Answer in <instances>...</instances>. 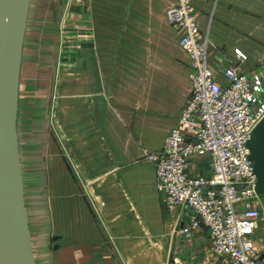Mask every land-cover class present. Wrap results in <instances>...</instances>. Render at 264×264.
I'll return each instance as SVG.
<instances>
[{
	"label": "crops",
	"instance_id": "0c3cea01",
	"mask_svg": "<svg viewBox=\"0 0 264 264\" xmlns=\"http://www.w3.org/2000/svg\"><path fill=\"white\" fill-rule=\"evenodd\" d=\"M173 5V0H30L19 100L23 67L58 66L59 78L61 52L68 50L50 120L54 75L46 92L45 80L32 82L34 100L42 101L34 115L42 107L46 119L38 144L43 155L30 157L27 165L17 124L35 264H168L171 254L174 264H230L214 252L205 227L190 236L178 233L193 211L164 205L154 165L144 156V150L161 151L191 90L181 33L166 19ZM192 5L216 80L225 84L223 69L232 66L264 77V0ZM190 172L209 175V161L196 158ZM254 245L256 264H264V217Z\"/></svg>",
	"mask_w": 264,
	"mask_h": 264
},
{
	"label": "built area",
	"instance_id": "2783aa9c",
	"mask_svg": "<svg viewBox=\"0 0 264 264\" xmlns=\"http://www.w3.org/2000/svg\"><path fill=\"white\" fill-rule=\"evenodd\" d=\"M173 1L166 19L181 33L178 44L189 58L191 90L161 151L144 150V156L154 165L164 205L193 211L178 233L190 236L203 226L218 256L230 264H256L254 232L264 200L255 192L247 143L264 116V77L232 66L222 72L227 82L219 83L208 67L209 43L197 24L193 0ZM196 158L209 161V175L190 172Z\"/></svg>",
	"mask_w": 264,
	"mask_h": 264
},
{
	"label": "water",
	"instance_id": "95a60500",
	"mask_svg": "<svg viewBox=\"0 0 264 264\" xmlns=\"http://www.w3.org/2000/svg\"><path fill=\"white\" fill-rule=\"evenodd\" d=\"M30 0H0V264H35L17 130L23 44ZM264 200V116L247 143ZM174 264L172 254L169 263Z\"/></svg>",
	"mask_w": 264,
	"mask_h": 264
},
{
	"label": "rangeland",
	"instance_id": "374dc122",
	"mask_svg": "<svg viewBox=\"0 0 264 264\" xmlns=\"http://www.w3.org/2000/svg\"><path fill=\"white\" fill-rule=\"evenodd\" d=\"M53 1L55 2L56 0H53ZM45 11L48 12V10L46 9V5H45ZM56 29H57V26H56ZM56 32H57V30H56ZM56 32H54L53 37H55ZM54 39H56V38H52L53 41H54ZM61 54H62V56H61V63H60L59 78H58L59 69L57 68L58 66L55 69H50L49 67L35 69V68L30 67L29 65H25L23 67V81H22V87H21V91H20V100H19V104H18L19 117L17 119V124H18L19 133L22 136V147H23V150H22L23 155L22 156H23V163L25 165L30 163L28 161V160H30V157L37 159L43 155V154L41 155L40 151L38 150V144L41 143V138L39 139V137L42 135L43 124H44V120L46 119V113H45V110L42 109V107H39L37 110L38 115H34V105L37 103L41 106L42 101H39V103H38L37 101L34 100V96L38 93L35 89V85H32V82L37 78H38V80H41V83H42V81L45 80L46 86L44 88V92H46L48 87H49V82H51V80L49 78L51 72L54 75L53 76L54 79L52 78V83H53L52 84L53 85L52 90H51L52 99H51L50 109H49V120H50L51 107H52V104L55 103V96H56V100H57V89L55 91L54 85L57 88V80L58 79H59V81L62 80V76L66 73L65 72L66 71L65 70V68H66L65 64L66 63H64L65 62L64 58L66 57V60H67L68 50L66 48H64L62 50ZM37 70H38V72H40L39 75H38V73L34 72ZM257 70H261V68H257ZM41 83L39 85H41ZM40 89L41 88L38 87L39 93H42L43 91L42 90L40 91ZM30 93H31V95L34 93L35 94L33 95L30 103H28L26 98H27V96L29 97ZM68 107H69V105H68ZM33 141H35L37 144L36 148H33V145H32V147H30V145H29L31 142H32V144H34ZM262 217H264V213L262 214L261 218Z\"/></svg>",
	"mask_w": 264,
	"mask_h": 264
},
{
	"label": "flooded vegetation",
	"instance_id": "af4514ba",
	"mask_svg": "<svg viewBox=\"0 0 264 264\" xmlns=\"http://www.w3.org/2000/svg\"><path fill=\"white\" fill-rule=\"evenodd\" d=\"M263 88H264V86H263Z\"/></svg>",
	"mask_w": 264,
	"mask_h": 264
}]
</instances>
